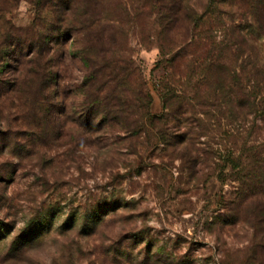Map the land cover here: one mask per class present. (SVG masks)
Wrapping results in <instances>:
<instances>
[{"label":"rangeland","instance_id":"obj_1","mask_svg":"<svg viewBox=\"0 0 264 264\" xmlns=\"http://www.w3.org/2000/svg\"><path fill=\"white\" fill-rule=\"evenodd\" d=\"M74 1L75 19L64 23L72 30L41 47L38 74L31 65L48 21L28 0L6 11L0 264H264V180L252 179L264 175V114L246 116L230 96L244 97L248 49L264 61V34L250 26L254 2L223 0L212 14L208 0ZM224 40L243 45L221 48ZM85 59L101 79L142 74L140 84H108L123 123L160 118L139 137L96 121L91 130L104 99L94 84L100 100L88 112ZM206 59L214 62L202 68ZM141 86L150 98L129 102ZM217 89V107L205 110Z\"/></svg>","mask_w":264,"mask_h":264},{"label":"trees","instance_id":"obj_2","mask_svg":"<svg viewBox=\"0 0 264 264\" xmlns=\"http://www.w3.org/2000/svg\"><path fill=\"white\" fill-rule=\"evenodd\" d=\"M18 0H0V71L4 70L9 66V60H10V43L8 42L9 36L6 24V11L12 7ZM30 1L35 9L36 14L38 15L39 20H47L48 23L46 24V36H42V45L39 48V52H37V55L39 56V60L36 59V61H33L34 65H31L32 68L35 66L36 70L35 73L38 74L39 70H41L42 65L40 61V57H42V46L46 45L49 46L47 50H50V46L56 39H59L55 32L60 33H66L70 32L72 30L71 26H65L64 23L71 22L75 17L78 9V4L76 1L72 0H28ZM254 2L252 6V11H250L251 21L250 26L255 27L259 29L264 34V0H252ZM223 0H208V6L206 13L213 14V11H211V8L216 4H224ZM205 13V14H206ZM71 16V17H70ZM202 19H205V15L201 17ZM44 22V21H43ZM244 34V32H243ZM229 39V37H227ZM59 41V40H58ZM243 41L248 44L247 36H243ZM40 43V42H39ZM233 45H238L241 47L243 44H237L234 43L232 40L229 41H223L218 46L222 47H229L231 48ZM34 48V47H33ZM233 48V47H232ZM251 49V48H250ZM248 49V53L246 55V59L244 60L243 70L245 75L246 84L244 86L245 91H243L244 97L238 98L239 96L236 95L235 92L231 91V101L234 104L239 103L240 107L242 108L243 113L248 116L250 114L255 113H262V116L264 114V107L262 105L264 104V90L260 93L255 92V87H259L260 79L264 77V61H258L255 62V60H252L253 53L252 50ZM34 52V51H33ZM41 52V53H40ZM35 53V52H34ZM54 58H49V64H52ZM209 59H206L207 61ZM213 60H209L207 63H204L202 65V68H207L208 66H212ZM85 66L90 69L88 72L89 74H84L83 83H82V95L85 98V106L88 112L91 111L90 104L94 103V101H99L100 99H104L102 102H98L97 110L94 111L91 115L88 117L87 125L92 130V124L96 121V125H100V130L106 131L108 130L114 131V132H123L124 134H127V137H136L141 136L144 130V124L147 120L155 121L156 119H159L158 116H144L140 117L139 120H130L127 117V122L123 123V120L121 118L123 112L121 109L122 103H119V105H113L114 102L109 101V93L112 90L108 84L110 83H116L119 82V80L122 78L123 81L126 83H142L140 79H142V74H135L132 71H127V73H124L125 75H121V73H107L106 75H103V78L101 79V73L99 71V68L95 69L94 66L88 64L89 62L85 59ZM28 64V63H27ZM87 71V70H86ZM23 72V71H22ZM27 75V74H26ZM202 75V73H200ZM136 78H133V77ZM139 78V79H138ZM132 80V81H131ZM23 81V80H22ZM50 83V82H49ZM51 84V83H50ZM97 85V88L94 91H97L96 97L98 95L100 96V99L94 97L90 91L92 90L93 86ZM53 87H54V99L56 101H64L61 98L62 94V88L60 86V81H58V74L57 72L53 75ZM166 91H169V89L163 87ZM251 92H250V90ZM136 96L135 93L132 91V94L129 95L128 101L131 102L133 100L140 102L142 100V97L147 96L150 98L148 92H144V90L141 88H136ZM139 90V91H138ZM93 91V93H94ZM220 91L217 89L214 91L213 95L209 97V99L213 100L212 105L209 106H203L206 110V108L211 109L213 106L217 107V104H215L218 101V95L217 92ZM226 91V90H225ZM224 91V92H225ZM99 93V94H98ZM263 97H261V95ZM165 94H162L164 96ZM260 96V100L262 103L258 106V103L256 102L257 96ZM238 96V97H237ZM94 101H91L93 100ZM90 102V103H89ZM214 104V105H213ZM89 106V107H88ZM65 112V111H64ZM234 112V111H233ZM232 112V113H233ZM206 114V113H205ZM125 124V125H124ZM152 124V123H151ZM153 129L155 128L154 125H152ZM158 138L160 139V132L156 131ZM264 175H257L256 173L253 174L252 179L254 181L261 180ZM264 187V185H263ZM264 194V193H263Z\"/></svg>","mask_w":264,"mask_h":264}]
</instances>
